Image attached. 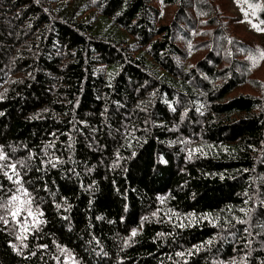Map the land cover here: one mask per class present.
Here are the masks:
<instances>
[{"label": "trees", "instance_id": "1", "mask_svg": "<svg viewBox=\"0 0 264 264\" xmlns=\"http://www.w3.org/2000/svg\"><path fill=\"white\" fill-rule=\"evenodd\" d=\"M234 24L213 0H0V147L43 213L23 244L0 223V264H264V77Z\"/></svg>", "mask_w": 264, "mask_h": 264}, {"label": "snow or ice", "instance_id": "2", "mask_svg": "<svg viewBox=\"0 0 264 264\" xmlns=\"http://www.w3.org/2000/svg\"><path fill=\"white\" fill-rule=\"evenodd\" d=\"M250 7L252 6L250 5ZM244 15L247 17L248 13L244 12ZM253 15H255L254 12ZM249 22L251 23V21ZM261 23H264V21H261ZM252 26L258 31H264V29H261L256 24H253ZM249 51H255L258 53L260 58H264V50L255 49ZM248 59L253 62L254 67L257 66V56L249 55ZM23 165L24 161H18L15 163L11 162L3 148L0 147V174H3L10 181L17 185L15 190L6 200L0 199V223L5 226H8L10 223H14L15 225L19 226L20 234L16 236V239L20 240L22 244L23 240L27 239V233L29 231V218H31V223L33 226L38 227L39 224L43 223L42 220L38 219V216H42L43 213H40L38 209H33V198L28 190L23 186L22 177L20 171H18V166ZM52 166L55 167V164L53 163ZM0 188H2V186H0ZM260 206L264 207V200L260 201ZM240 211L243 212L245 216L249 217L250 220L252 212L255 211V209L242 208ZM249 220H238L237 222L247 224L249 223ZM245 231L248 232V229L246 228ZM131 235L134 237L137 235V231L133 229ZM249 235H251V233H249ZM208 243L210 244L211 241H208ZM249 243H251V241H249ZM23 246L26 247V245ZM11 247L13 250H17L15 244H12ZM177 255L183 256L184 254L177 253ZM233 264H236V262L233 261Z\"/></svg>", "mask_w": 264, "mask_h": 264}, {"label": "rangeland", "instance_id": "3", "mask_svg": "<svg viewBox=\"0 0 264 264\" xmlns=\"http://www.w3.org/2000/svg\"><path fill=\"white\" fill-rule=\"evenodd\" d=\"M218 6L221 13L227 18H234L236 20L235 30L236 32L255 44L260 50H264V31H258L252 25L256 24L261 29H264V23L258 19L256 10L247 6L241 0H213ZM165 20H168L175 10L174 6H161L159 5ZM243 9V11H242ZM244 12L248 13L245 17ZM253 12L255 15H253ZM251 21V23L249 22ZM257 75L260 78L264 77V58H261L259 67L257 70Z\"/></svg>", "mask_w": 264, "mask_h": 264}]
</instances>
